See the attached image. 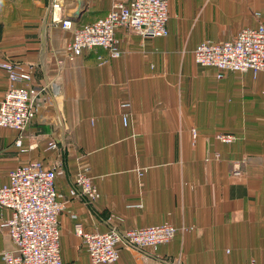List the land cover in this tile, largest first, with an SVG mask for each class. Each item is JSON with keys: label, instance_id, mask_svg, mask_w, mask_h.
I'll return each mask as SVG.
<instances>
[{"label": "crops", "instance_id": "obj_1", "mask_svg": "<svg viewBox=\"0 0 264 264\" xmlns=\"http://www.w3.org/2000/svg\"><path fill=\"white\" fill-rule=\"evenodd\" d=\"M50 1L0 0V62L32 65L29 84L56 89L39 95L21 147L16 131L0 128V187L32 161L55 169L65 264L89 263L78 224L85 232L176 229L171 243L148 251L147 263L121 247L115 264H264V74L219 77L193 60L202 42L264 25V0H167V37L118 29V59L103 49L70 57V34L53 26ZM79 2L82 27L105 17L113 0L71 1ZM8 87L0 69V102ZM220 132L237 141L217 143ZM52 141L56 149L47 148ZM80 163L96 202L69 194ZM10 217L0 207V264L13 249L2 227Z\"/></svg>", "mask_w": 264, "mask_h": 264}, {"label": "built area", "instance_id": "obj_2", "mask_svg": "<svg viewBox=\"0 0 264 264\" xmlns=\"http://www.w3.org/2000/svg\"><path fill=\"white\" fill-rule=\"evenodd\" d=\"M62 9L59 0H52L49 13L53 26L70 34L64 48L70 57H79L84 50L103 49L108 59L120 58L122 53L116 31L121 28L142 38L168 35L167 0H129L127 4L113 0L105 17L82 27H77L65 16L61 17ZM193 60L196 65L216 68L219 77L228 72H250L253 76L264 74V25L244 28L232 40L202 42L195 47ZM56 63L59 73L62 60ZM0 69L9 81L7 92L0 102V128L16 131L18 138L15 145L21 147L23 135L35 119L39 95L47 89H56L51 81L43 87L30 85L32 65L5 60L0 62ZM123 107L127 108L128 104ZM125 121L124 116V124ZM214 140L229 145L237 141V137L220 132L214 135ZM56 147L53 141L47 145L48 149ZM88 171L86 164H79L69 194L72 198L93 203L100 195ZM55 178V169L32 161L11 171L8 183L0 187V207L11 212V217L2 227L7 230L13 244V249L1 253L2 264H65L60 255L58 227L63 204L55 190ZM74 230L86 248L88 264H115L121 247L139 254L147 263L148 251L155 252L158 247L169 244L177 232L169 224L136 228L124 233L114 229L85 232L79 224Z\"/></svg>", "mask_w": 264, "mask_h": 264}, {"label": "water", "instance_id": "obj_3", "mask_svg": "<svg viewBox=\"0 0 264 264\" xmlns=\"http://www.w3.org/2000/svg\"><path fill=\"white\" fill-rule=\"evenodd\" d=\"M82 12H83V3L79 2L76 8L70 11L68 14H66L65 17L76 23L78 19L80 18V15L82 14Z\"/></svg>", "mask_w": 264, "mask_h": 264}, {"label": "rangeland", "instance_id": "obj_4", "mask_svg": "<svg viewBox=\"0 0 264 264\" xmlns=\"http://www.w3.org/2000/svg\"><path fill=\"white\" fill-rule=\"evenodd\" d=\"M66 1V6L63 7V9L61 10V13H60V16L64 15L65 14H68L70 11H72L75 7H74V4L71 3L72 0H65ZM50 5L52 4V0L50 1L49 3ZM50 8V7H49ZM175 239V238H174ZM171 243V242H170ZM131 251V250H130ZM181 261L178 260L177 264H179Z\"/></svg>", "mask_w": 264, "mask_h": 264}, {"label": "bare ground", "instance_id": "obj_5", "mask_svg": "<svg viewBox=\"0 0 264 264\" xmlns=\"http://www.w3.org/2000/svg\"><path fill=\"white\" fill-rule=\"evenodd\" d=\"M59 3L62 7H65L66 6V1L65 0H59Z\"/></svg>", "mask_w": 264, "mask_h": 264}, {"label": "trees", "instance_id": "obj_6", "mask_svg": "<svg viewBox=\"0 0 264 264\" xmlns=\"http://www.w3.org/2000/svg\"><path fill=\"white\" fill-rule=\"evenodd\" d=\"M76 26H77V27H80V25H79V24H77V23H76Z\"/></svg>", "mask_w": 264, "mask_h": 264}]
</instances>
